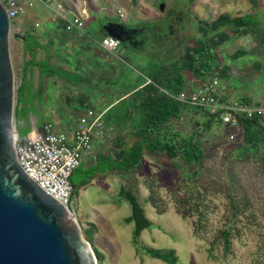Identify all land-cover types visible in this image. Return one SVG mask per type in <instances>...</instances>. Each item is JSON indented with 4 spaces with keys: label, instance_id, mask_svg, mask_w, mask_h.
Segmentation results:
<instances>
[{
    "label": "rangeland",
    "instance_id": "obj_1",
    "mask_svg": "<svg viewBox=\"0 0 264 264\" xmlns=\"http://www.w3.org/2000/svg\"><path fill=\"white\" fill-rule=\"evenodd\" d=\"M62 1L69 4L66 6L60 1L66 8L82 7L91 11L94 19L88 23L89 35L101 34L104 19L110 18L113 24H118L114 10H121L129 24H141L146 29L143 49L118 45L115 57H101L102 61L116 65L114 70L107 69L105 77L111 99L129 90L140 78L155 75L161 69H165V73H172L175 62L181 66L186 48L194 46L196 38L200 37L196 18L210 23L223 13L239 17L255 11L249 0H193L190 5L188 0ZM256 3L259 6L257 12L264 18V0H256ZM161 5L162 12L159 10ZM36 16L41 23L33 18L27 20L29 16L26 15L10 23L12 66L15 62L13 51L19 43L16 35L23 36L20 30L26 28L32 32L34 29L35 32L38 29L41 32L52 27L49 17L40 12H36ZM35 24H38L37 28ZM254 47L249 36H231L213 51L215 58L211 70L216 71L215 66L226 70V75L220 77V88H228L230 93L237 90L238 94H247L257 87L264 89V49L257 56L252 53ZM238 51L245 55L235 59L233 55ZM185 77L194 84L187 73ZM112 88L113 93H109ZM126 102L105 114L104 119L108 124L112 125L115 120L122 123ZM191 117L200 120L194 111H188L181 122L187 125V132L191 129ZM232 133L233 140L221 134L205 136L208 139V157L199 170L195 184L199 192L195 205L185 201L179 175L182 167L176 174H169L165 170L167 166L181 165V162L161 159L157 164L152 159L143 158L142 171L130 178L128 185L133 186L134 180L141 182L155 177L153 202L156 207L151 201H144L150 192L140 184L138 199L146 217L152 222V227L142 232L140 246L174 249L177 264H264V148L258 152L250 151L242 157L235 151L237 132ZM230 152L236 158L225 164L224 160ZM186 171L191 172L193 168L187 167ZM122 187H126V182L111 176L101 181L93 180L81 188L73 196L71 204L76 222L83 234L93 239L91 247L101 252V264H164L141 252L137 254L131 244L132 224L123 222L130 216V206L118 197ZM84 222L89 224L86 226ZM90 223L95 224L97 229H93ZM227 225H231V244L225 253L220 232Z\"/></svg>",
    "mask_w": 264,
    "mask_h": 264
},
{
    "label": "trees",
    "instance_id": "obj_2",
    "mask_svg": "<svg viewBox=\"0 0 264 264\" xmlns=\"http://www.w3.org/2000/svg\"><path fill=\"white\" fill-rule=\"evenodd\" d=\"M192 1L188 0V5ZM249 1L255 11L243 16L234 17L228 13H223L210 23L196 18L197 31L200 37L196 38L194 46L186 48L181 66H178L177 62L173 64L172 70L174 71L169 73L167 93H161L158 89L154 90L156 103L143 113L142 120L136 125L131 134L130 142L122 148V143L117 141L109 155L104 156L100 152L95 165L85 168L83 164H80L69 177L70 184L75 188L73 196L95 178L110 172H114L126 182V187L119 190L118 197L130 206V216L125 218L123 222L132 224L131 244L137 254L141 252L147 257L164 264H177V255L174 249L142 247L139 243L142 232L152 227V222L146 217L144 208L138 199L140 192L138 186L142 184L150 192L144 201H151L153 206L156 207L153 202L155 200L153 186L156 178L150 177L141 182L134 180L132 182L133 186L128 185L129 180L141 170L142 159L145 156L152 158L157 164H160L158 161L161 159L179 161L182 163L181 165L173 164L167 166L165 170L169 174H176L177 171L180 172L182 167L179 175L183 184L185 201L190 205H195V200L199 199V192L195 184L198 180L199 170H201L204 161L208 157L206 147L208 139L205 136L207 134L213 136L221 134L222 137L226 138L229 137L230 130L217 119L215 113H211L206 109L192 108L173 99L172 96H177L189 90L190 84H187L189 80L185 78L186 73L194 81V84L191 83V85L196 87L202 84L204 72H214V70H211L213 57L215 58L213 51L228 41L231 36L251 37L255 45L252 53H256L257 56L261 54V50L264 49V18L257 12L259 6L256 0ZM112 26L115 28L124 25L114 24ZM25 38L28 44L34 45V39L31 36L26 35ZM244 55L242 51H238L234 53L233 57L237 59ZM35 65L33 64V66ZM215 68L219 78L226 75L224 68L220 69L218 66H215ZM48 74L59 75L57 71L53 70H48ZM15 93L17 101L21 102V90L17 89ZM238 102L245 105H264L252 103L247 97H240ZM188 111H194L200 117V120L191 117L189 132L186 130L187 125L181 123L182 119L187 117ZM27 116V112L20 111L17 106L14 107V117L20 127L19 137H24L29 133L28 127L21 128L20 126V121L26 119ZM237 117L239 127L236 131L237 146L235 151L244 157V154L250 151L258 152L260 148H264V123L255 117L247 118L244 115ZM235 158L236 155L230 152L224 163L227 164ZM187 167L193 168V171H186ZM179 215L186 218L180 213ZM197 222L199 223V221ZM198 223H196V226H199ZM230 230L231 225H227L220 232L225 253L229 250L231 244ZM194 233L196 234V229ZM83 236L91 245L92 239H88L84 234ZM93 252L97 263L101 264L102 255L95 249H93Z\"/></svg>",
    "mask_w": 264,
    "mask_h": 264
},
{
    "label": "crops",
    "instance_id": "obj_3",
    "mask_svg": "<svg viewBox=\"0 0 264 264\" xmlns=\"http://www.w3.org/2000/svg\"><path fill=\"white\" fill-rule=\"evenodd\" d=\"M63 4L69 5L66 2ZM68 9L82 18L84 26L81 33L66 31L65 23L55 21L49 13L50 11L42 5H37L26 15L29 16L27 20L33 18L41 23V20L36 16V12H40L49 17L52 27H47L41 32L38 29L35 32L34 29L32 32H26L25 28L19 31L23 33V36L16 35V40L19 43L16 44L13 51L15 91L20 89L22 93L21 102L17 101L15 93L14 107L17 106L20 111L28 114L26 119L20 121L21 128L28 127L30 131L34 127L40 128L47 123L52 125L55 131H64L71 139L77 120L85 113L86 109H91L97 114L102 113L104 119L105 114L110 113L114 107L128 100L125 103L126 109L122 112L121 124L115 120L111 125L104 119V128L95 131L92 148L82 157L81 161V164L88 168L96 164L100 152L104 156L109 155L117 141L122 143V148L130 142L131 134L142 120L143 113L156 103L154 90L158 89L161 93L166 94L170 77L168 73H165V69H161L162 71L154 73L155 75L140 78L129 90L111 99V96L108 95V83L105 81V77L107 69L114 70L116 65L113 62L102 61L101 57H115L114 53L117 48L108 53L101 47V41L105 37L115 35L116 29L112 26L114 25L113 20L104 19L101 25V34L93 36L88 32V23L94 19L91 11L82 7H68ZM48 14L49 16H47ZM114 15L117 16L115 10ZM118 20V24L128 28L138 25L129 24L126 17L123 20L118 17ZM26 35L34 39V45L28 44ZM130 46L135 49L144 48V44L137 48L133 45ZM117 58L120 60L119 56ZM33 64L36 65L33 66ZM153 67L154 65H152ZM48 70L57 71L59 75H49ZM101 81L104 82L101 83ZM187 84H190V88L195 87L191 85L190 81ZM113 90L112 88L109 93H113ZM263 90V88L257 87L255 90H249L247 94L241 92L238 94L237 90L236 93H230L228 88H221V93L224 97L235 101H238L240 97H247L252 103L264 104ZM145 158L152 159L148 156ZM144 160L142 159L143 164ZM141 171L142 167L138 173ZM111 176L118 177L114 172H110L94 180L101 181ZM84 223L86 226L89 224ZM90 225L93 229H97L95 224L90 223ZM92 249L97 250L95 247Z\"/></svg>",
    "mask_w": 264,
    "mask_h": 264
},
{
    "label": "water",
    "instance_id": "obj_4",
    "mask_svg": "<svg viewBox=\"0 0 264 264\" xmlns=\"http://www.w3.org/2000/svg\"><path fill=\"white\" fill-rule=\"evenodd\" d=\"M114 29L118 33L132 28ZM9 32L10 20L0 2V264H97L72 208L41 189L17 161L20 127L14 117ZM71 190L73 196L72 185Z\"/></svg>",
    "mask_w": 264,
    "mask_h": 264
},
{
    "label": "built area",
    "instance_id": "obj_5",
    "mask_svg": "<svg viewBox=\"0 0 264 264\" xmlns=\"http://www.w3.org/2000/svg\"><path fill=\"white\" fill-rule=\"evenodd\" d=\"M10 23L18 17L27 15L42 5L50 10L55 21L65 23L66 31L81 33L83 20L70 9L56 0H0ZM101 12L104 9H100ZM120 20L123 13L116 12ZM35 28L38 24L34 25ZM29 32L28 29L25 30ZM116 38L105 37L101 47L108 53L118 47ZM173 99L192 108L206 109L215 113L217 119L230 130L229 139L233 140V131L238 130V117L258 118L264 123V105H245L226 98L221 93L220 78L217 72L206 71L201 85L190 88L187 92L172 96ZM103 114L86 109L78 119L71 139L64 131H55L50 124L34 127L24 137H17L15 141L16 157L24 172L47 194L61 203L64 207H71L72 190L69 177L80 166L82 157L92 148L95 131L102 130Z\"/></svg>",
    "mask_w": 264,
    "mask_h": 264
},
{
    "label": "flooded vegetation",
    "instance_id": "obj_6",
    "mask_svg": "<svg viewBox=\"0 0 264 264\" xmlns=\"http://www.w3.org/2000/svg\"><path fill=\"white\" fill-rule=\"evenodd\" d=\"M145 32V27L141 24H138L137 27H133L130 30L115 33V35L122 40L121 45H133L137 48L144 43V39L147 37H145Z\"/></svg>",
    "mask_w": 264,
    "mask_h": 264
}]
</instances>
